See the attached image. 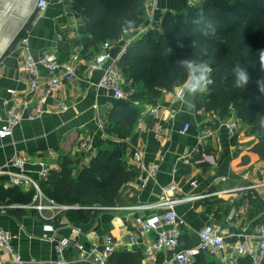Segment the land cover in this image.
<instances>
[{
  "label": "crops",
  "instance_id": "1",
  "mask_svg": "<svg viewBox=\"0 0 264 264\" xmlns=\"http://www.w3.org/2000/svg\"><path fill=\"white\" fill-rule=\"evenodd\" d=\"M35 3L36 0L22 2L16 13L19 27L0 51V127L4 124L10 98L7 90L26 91V76L21 68L26 50L35 59L48 57L60 64L73 65L75 77L71 81L61 80L57 91L45 100L40 116L33 121H20L13 127L11 136L0 139V167L15 154L25 155L29 158L26 173L39 180L41 162L48 172L57 171L63 157L69 156L73 159L76 175L91 157L88 153H75L77 144L87 141L96 150L119 152L126 165L137 171V176L123 186L115 206L100 209L88 219L76 222L68 220L67 210L39 213L28 207L33 195L26 204H0V229L11 234L13 250H0V264H52L57 254L49 237L70 240L63 253L66 260L74 264H94L80 261L76 246L91 247L99 244L104 236H112L120 243L107 264H136L135 257L138 256L139 264H162L174 251L157 253L155 259H147L146 251L156 235L153 231H143L136 223L137 218L153 215L162 219V211L134 207L159 200L161 188L171 183L177 186L178 198L194 197L175 207L183 221L178 227L180 248L199 246L198 233L210 223L225 238L222 250L225 258L203 252L206 260L214 264H249L246 258L235 256L233 248L236 242L253 241L255 229L264 224V175L260 173L264 171V161L252 151L258 141L256 132L236 119L233 112L220 116L196 110L197 101L206 92L195 94L193 106L178 100L176 89L163 91L156 105L135 102L131 83L125 84L122 76L125 89L128 87L126 90L131 93L127 101L138 108L139 115L127 139L107 135L105 129H99L97 122L103 118L107 124V115L117 101L97 86L102 71L89 74L85 67L87 60L99 52L104 42L96 51L83 47L80 43L83 36L79 32L83 18L73 9L71 0H48L43 12L36 10ZM201 3L202 0H157L149 26L159 28L166 13L185 15L198 9ZM69 7L71 11L67 9ZM146 22L144 19L137 28L124 29L118 38L107 42L113 48H121L133 36L143 35ZM23 38L27 40L25 47L21 43ZM120 57L118 55L117 61ZM40 73L42 81L52 76L44 68H40ZM59 101L68 104L66 111L59 109ZM231 121L235 123L234 133L225 126ZM186 126L187 130L183 131ZM205 130L208 132L202 136L201 132ZM133 147L141 151L146 169L154 168L145 185L141 184L138 167L132 159ZM202 153L210 155L215 164L199 163ZM214 177L225 180L214 181ZM194 181L196 186L192 184ZM7 182V177H0V184L6 188ZM16 188L34 194L29 185ZM130 236H134V244L130 243Z\"/></svg>",
  "mask_w": 264,
  "mask_h": 264
},
{
  "label": "trees",
  "instance_id": "2",
  "mask_svg": "<svg viewBox=\"0 0 264 264\" xmlns=\"http://www.w3.org/2000/svg\"><path fill=\"white\" fill-rule=\"evenodd\" d=\"M71 1L83 18L79 32L85 49L96 51L99 44L118 38L124 29H135L144 21L142 0ZM262 51L264 0H202L196 11L185 15L166 13L159 28H148L127 46L118 67L125 84L131 83L133 100L156 105L163 91H173L186 80L187 69L181 61L210 66L214 83L195 109L220 116L233 112L236 119L256 132L258 141L252 151L264 161V85L258 88L255 83L264 80ZM236 67L246 69L251 76L245 88L234 86ZM138 115V108L128 101L115 102L107 115L105 133L127 139ZM73 165L71 157H63L59 169L50 171L40 182L48 198L59 205L76 207L66 211L71 222L115 206L123 186L137 176L114 149L96 150L76 175ZM32 195L0 184V204H26ZM135 258L139 264V256ZM192 264L214 263L201 252Z\"/></svg>",
  "mask_w": 264,
  "mask_h": 264
},
{
  "label": "built area",
  "instance_id": "3",
  "mask_svg": "<svg viewBox=\"0 0 264 264\" xmlns=\"http://www.w3.org/2000/svg\"><path fill=\"white\" fill-rule=\"evenodd\" d=\"M48 0H36L35 8L38 12H43L47 9ZM157 0H142V9L144 13V19L147 20V26L144 31L152 23V14L156 10ZM139 35V34H138ZM133 36L130 40L124 44L118 53L122 55L127 46L137 39L139 36ZM24 47L27 44V40L23 38L21 40ZM113 45L110 42H104L97 54L86 62L87 73L95 71H102V76L97 83V86L102 90L108 92L111 97L117 101H127L131 96V93L125 89L122 79L121 70L117 64V57L113 59L110 55V50ZM22 72L26 76V91L23 93L18 92L16 89H8L7 92L10 95L8 100V108L5 111L4 124L0 127V139H4L12 135V130L22 120L33 121L44 112L45 100L54 94L60 86L61 80L71 81L75 77V67L71 64H60L53 58L43 57L41 59H35L27 50L24 52L21 61ZM40 68L46 69L52 75L48 80L42 81ZM179 88H176L175 97L184 101L187 94L180 95ZM59 109L63 112L68 109V104L64 101L58 102ZM155 113V109L151 110ZM98 127L100 130H104L106 127V120L103 118L98 119ZM225 126L231 133L235 131V123L233 121L227 122ZM188 126L184 128L186 131ZM208 131H202L203 136ZM77 154L88 153L93 156L96 153V149L91 142L81 141L77 144ZM132 159L138 167L139 178L142 185L147 183V178L152 176L154 168L146 169L142 162L141 151L133 147ZM199 163H211L215 164V161L210 155L205 153L201 154ZM29 164V158L25 155L15 154L12 158L2 167H0V177L5 176L8 178V187H20L23 184L29 185L33 190L32 204L28 207L34 208L39 213L43 211H51L53 213L61 210L73 209L76 207L59 205L54 200L48 198L40 187V182L46 180L48 175V169L44 163H40L42 167L38 172L39 180L31 178L25 171L26 165ZM264 175V171L260 172ZM214 181H224V178L214 177ZM193 186H196L194 181ZM177 186L176 184H169L168 186L161 188L160 199L153 202L134 207L138 210H161L162 219H159L157 215L150 216L146 219L137 218L136 223L145 232H155V238L149 245L146 251L147 259H155L157 253H166L168 251H174V254L168 259L164 260L162 264H192L196 257L201 252H207L211 256L222 257V250L225 246V238L220 231L212 224H206L198 233L200 244L197 247L180 248V232L178 227L183 224V221L178 217L175 212L177 204L185 200H191L194 197L178 198L176 196ZM166 227V228H165ZM11 234L5 230L0 229V250L3 248L8 252H13L10 241ZM253 241L236 242L233 248V254L237 257L246 258L249 264H264V224L258 226L255 229ZM49 241L53 243V249L57 254V258L52 264H74L66 260L63 256L64 250L70 245V240L67 237H61L54 239L49 237ZM130 243L136 242L134 236H130ZM119 241L115 240L112 236H104L99 244H95L91 247H84L78 244L76 246L78 252V259L80 261H91L94 264H107L108 260L113 256L119 248ZM18 259V256H14ZM2 255L0 252V260Z\"/></svg>",
  "mask_w": 264,
  "mask_h": 264
},
{
  "label": "clouds",
  "instance_id": "4",
  "mask_svg": "<svg viewBox=\"0 0 264 264\" xmlns=\"http://www.w3.org/2000/svg\"><path fill=\"white\" fill-rule=\"evenodd\" d=\"M261 70L264 71V51L261 52ZM187 69V78L179 88L180 95H184L185 92L191 96H195L197 93H204L208 90L209 85H212L214 81L210 78L212 69L210 66L203 63H195L190 60H184L180 62ZM235 80L234 86L237 88H245L251 81V76L248 71L242 67H236L233 69ZM258 88L264 85V80H256ZM264 90V89H262ZM264 126V120L261 121Z\"/></svg>",
  "mask_w": 264,
  "mask_h": 264
},
{
  "label": "rangeland",
  "instance_id": "5",
  "mask_svg": "<svg viewBox=\"0 0 264 264\" xmlns=\"http://www.w3.org/2000/svg\"><path fill=\"white\" fill-rule=\"evenodd\" d=\"M23 1L0 0V51L8 44L19 27L17 25L20 20L16 13Z\"/></svg>",
  "mask_w": 264,
  "mask_h": 264
},
{
  "label": "water",
  "instance_id": "6",
  "mask_svg": "<svg viewBox=\"0 0 264 264\" xmlns=\"http://www.w3.org/2000/svg\"><path fill=\"white\" fill-rule=\"evenodd\" d=\"M68 11H71V8H67ZM197 9H194V11H196ZM120 51V47L116 46L114 48H112L110 50V55L113 59H115L117 57V54ZM185 102L191 106H193L195 104V96H191L190 94L187 95V97L185 98Z\"/></svg>",
  "mask_w": 264,
  "mask_h": 264
}]
</instances>
